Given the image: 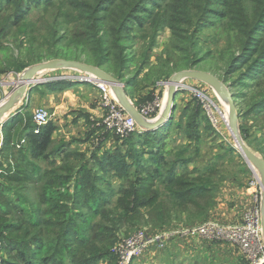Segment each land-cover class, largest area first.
Segmentation results:
<instances>
[{"label": "rangeland", "instance_id": "374dc122", "mask_svg": "<svg viewBox=\"0 0 264 264\" xmlns=\"http://www.w3.org/2000/svg\"><path fill=\"white\" fill-rule=\"evenodd\" d=\"M66 1L73 6L72 8H74L73 4L79 5L82 4L81 2H84V0ZM134 1L135 0H124L125 4L129 6H133ZM195 1L196 0H193V2ZM205 1L210 4L205 7V10L198 11V19L194 22L192 21L189 26L184 27L182 23L184 19L181 12L188 0H145V4L141 5L142 11L137 14L142 16L138 18L140 23H131L127 33L122 34L126 36L124 39L126 46L124 56L127 57V70L124 76L125 78L121 80V83H129L132 79L136 81L135 83L138 84L136 88L129 89L128 87L125 92L131 101L132 98L128 93L135 97L133 104L136 108L137 105L139 106V108H137L139 111L147 110L146 118L149 121L156 120L164 113L168 103V98H164L169 91L168 84L175 74L182 71L210 73L223 82L232 95L238 97L236 100L240 104L245 102L246 105L251 103L254 105V102L264 98V68L260 67L264 66V55L259 53L257 57H254L257 53L249 52L246 54V52L240 48L241 44L239 43L238 46V42L236 41L237 34L239 37H242L244 34L239 31V27L236 26L235 22L238 16V6L241 4L242 0ZM54 2L55 4H61L59 0H54ZM44 4L46 7L39 5L37 8L44 11L43 13H40L39 10H33V12L26 17V23H29V20L35 23L34 27L38 34L44 33V26L47 24L50 25V23L53 22L52 16L54 9L59 7V5L55 8L50 7L46 0ZM86 4L92 3L88 1ZM66 7L69 10L72 9L68 5H66ZM163 8V11L169 14L170 25L166 24V26L159 29L157 32L151 31V17ZM23 9L28 13L29 7L27 5L23 6ZM122 10L123 13L121 14L113 8L110 16L112 18H123L126 12H130L129 9H125L123 2ZM96 12H99L98 9ZM133 12L137 11L133 10ZM216 12L222 14L218 16L215 14ZM6 13L7 12L4 14ZM104 14L105 13H98V15H94L96 21L95 25H89L86 21L80 19L78 21L79 24H77L78 27H74V22L65 25L63 23L64 20L59 19L61 25H59V28H54L55 31H57L59 40L62 41L61 44H65L66 40L74 35H71L72 30L73 33L81 36L83 35L86 39L89 34L93 36L95 29L101 28L103 20H99L102 19ZM223 15L227 17H223ZM141 20L143 23L142 25H140ZM3 27L5 26H2V20L0 19V29ZM184 28L189 30L188 33H183V38L181 40L176 39L173 33L180 34L181 29ZM248 28L249 29H246V31L250 30L251 26H248ZM99 34L104 35V32ZM189 34L193 39L191 40L192 44L186 42ZM112 37H114V35ZM26 38L27 40L25 41L24 38L22 39V37H19V42L17 43L13 38L5 42V48L9 50V55L8 59H4L0 62V77L6 76L7 78V75H13L14 78H16V75H21L27 69L34 66L31 65L22 72L15 71L14 61L21 65L20 60H23L24 63L31 60L30 55L32 53H30V50L33 46L29 44L28 37ZM39 40L41 41V38ZM257 46L254 47L255 52L258 51L261 44ZM38 48L39 43H36L35 49L37 50ZM90 49H92V47L88 48L86 46V49L78 50L76 54H78L79 60L74 61L93 66L91 63H95L96 61L89 57ZM171 57L182 58L184 60L183 64L179 65H185V69L168 75L169 71H164V69H168L166 65ZM112 58L114 59L116 57ZM87 59L90 64L86 62ZM52 60H45L43 62ZM115 61L117 64H121L120 61ZM120 66L122 67V65ZM100 69L114 76L111 73V65L104 66ZM118 70L120 69L118 68ZM138 70H141V72L136 74ZM114 78H116V76H114ZM69 83L80 82L69 81ZM187 85H192L189 87L201 91V93L205 95L204 101L207 103V106H210V108L204 110L211 124L203 122L197 134H193L191 139H187L186 133L184 134L183 130L188 120L193 117L195 110L200 108L199 106L203 108L204 106L202 101L194 95L193 91L187 89ZM239 97L244 101H241ZM162 102L165 108L161 112L160 105ZM153 103H156L158 111L150 117V115L147 114L151 111L150 108H152ZM175 103L176 109L173 122L168 120L159 127L166 128L170 123L172 125L167 135L166 142L164 143V150L162 151L167 160V166H162L160 170L161 173H163L162 177L157 179L152 177L147 170H139L140 167L130 158L126 160L129 165H126L124 171L104 173L101 169L104 165L106 153L125 152L126 148L123 144L128 142V138H119L113 131L109 130L104 125L109 111L106 107L102 106L103 95L99 93V104L103 111L102 115L100 117L93 116L94 119L87 118L86 120H76L75 118L73 122L67 124L63 129L62 134L67 142L63 145L61 143L63 139L57 138L58 140L54 142L49 158L46 159V161L35 163V166L41 169L39 174L43 175L42 180L47 177L48 172H52L48 177H52V174H55L56 176L61 175L63 179H66L52 186V189L59 188L60 191L64 193L70 191L73 194L76 184H81V181L79 182L77 179L78 177H82V175L76 173L80 165H83L84 169L93 171L94 175L91 176V179H95L98 192L89 190L87 194L89 197H93L98 201L96 203L92 202L82 205L79 208L80 210H77L73 216L68 217V214H66L67 212L61 214L52 206V204H60L59 201L56 203L57 200L55 197L57 198L58 196H51L54 199L52 203L47 201L48 198H51L47 195L49 191H45V189L49 190L51 188V186H47V180L39 183V190H35V187L28 189H26L27 187L21 188L17 185L0 181V190L5 195L10 196L12 207L16 206V208H12L11 213H7L9 211L6 207H0V234H9V230L12 229L10 228L11 226L24 227L21 233L13 234L14 239L19 243H24L29 242L26 236L27 233L36 232H32L33 230L27 226L31 222L34 224L41 219L44 221L52 219L56 224L57 221L61 223L65 221V225L62 224L59 225L58 229H53L54 233L47 234L45 245H41L37 250L40 258L55 259L62 264H117L118 255L116 249L122 242L136 232L142 231L148 236H157L163 232L179 231L208 223L209 220H207V215L206 217L195 218L197 217L194 215L196 212L191 211L186 214L179 212L178 205L176 206L177 202L171 200V197H168L171 194L170 186L166 184V179L169 178L170 174H186L188 175V179H197L202 177V173L206 170L210 168L215 169V167L217 169L218 166L220 168L219 174L223 177H228V181H232L234 177H236L239 183L244 182L247 188H251V182L257 176L256 174H258V171L255 174L248 163H246V160L237 147L235 138L228 128V104L223 101L212 86L200 80L185 79L182 81L181 89L176 95ZM25 113H29L32 117V110L26 111ZM260 113L261 115L258 116H263V118L258 117L252 119V121H249L247 124L252 128L264 126V109ZM211 119L216 123L212 122ZM245 123V120L239 119V134L246 146L251 151L255 152L254 149L259 150L263 144L254 137H263L264 130L261 132L255 131L251 140L248 139L245 141L243 138ZM71 124L74 125V127H71ZM214 124H216V126ZM20 128L21 127H18L14 132V138L16 137V139L20 133ZM145 132L147 131H141V129H139L137 134H143ZM135 134L136 133H134L133 136H135ZM73 147H78L73 150L75 153L71 151ZM262 150H264V147ZM69 152L74 154V157H70L73 158L71 159L73 161V166H71L74 169L73 173L59 170L65 163L63 165H58L59 160L64 162V157H66L65 155ZM255 153L263 157L259 152ZM58 154H60V156L57 159ZM140 164L141 167L144 166L145 169H150L149 164L156 166L149 157L141 159ZM69 165H71V163ZM241 166L247 169L248 173H239ZM213 183H216L214 188L216 199L213 205L215 207L218 205V197L222 193L224 187L217 179H214L212 181V184ZM138 186H142L141 192L145 190L148 193L140 195L141 204L136 206L134 214L142 216L146 211V207H142L141 205L146 203L149 198L156 197L157 200H164V202L172 208V217L174 222L177 223L174 224V222H172L167 228L159 230H153L151 227L145 225L128 229L124 222H128L134 214H129L128 216L122 214L123 211L118 207V204L125 189ZM49 193L50 195L52 194L51 192ZM62 196L65 197V194ZM256 196H258V200H262L261 184L257 188ZM105 198H107V201L109 200V203L101 205L100 202L102 203ZM133 201V197L129 198L126 202V207L131 205ZM255 203L254 200L252 206H254ZM67 206L62 205V210L69 211L74 208L73 203L70 201L67 203ZM252 206L247 207L245 212ZM245 212L242 215L243 220L241 224L244 222ZM74 219H76L73 223L76 233H73V236H77L75 237L77 239H72L70 242H62L60 238L57 237L59 232L62 229V231H66L73 226L68 220L74 221ZM109 220L113 221L110 222ZM120 220L123 221V223H121ZM181 222L188 223L189 225L178 228L177 224ZM213 222L217 223L216 221ZM223 225L236 226L240 224ZM82 240L86 241L82 244L79 243ZM25 247L28 248L29 246L26 245ZM33 248L37 249L34 245ZM228 249H232L235 253L231 254L230 252H226ZM158 250L162 251L157 253L158 251L152 248L141 258L137 259L135 264H204L207 260L213 261V258L216 259L215 264H230L231 262L241 260L240 258L244 259L245 262L238 264H261L258 260L261 258L260 254L254 251L251 256L243 252L238 245L224 239H195L187 241L176 239L166 244L165 248ZM168 251H171L173 254L168 256L166 254ZM0 258H4L0 261L1 263L7 259V256H5L2 251L1 245ZM224 259H228L229 261H224ZM206 264L210 263L207 261Z\"/></svg>", "mask_w": 264, "mask_h": 264}, {"label": "trees", "instance_id": "16d2710c", "mask_svg": "<svg viewBox=\"0 0 264 264\" xmlns=\"http://www.w3.org/2000/svg\"><path fill=\"white\" fill-rule=\"evenodd\" d=\"M44 1L45 0H0V19L2 20V26H5L0 29V62L4 59H8L9 50L5 48V42H7L10 38L15 39V42L17 43L19 42V37H22V39L24 38L25 41L27 40L26 37H28L29 44L33 46V48L30 50V53H32L30 55V61L24 63L23 60H20L21 65H19L20 63L14 61L15 71L17 72H22L25 68L31 65L40 64L45 60H79L78 54H76V52L81 49H86L87 46L88 48L92 47V49H90L89 57L93 58L96 61L95 63L91 64L99 68L111 65V73L116 76V78H118L120 82H122L121 80L125 78L124 76L126 75L127 70V57L124 56L126 50L124 39L126 36H123L122 34L127 33V30L129 29V25H131V23H140L138 18H141L142 16H139L137 14L142 11L141 5L145 4V0H135L133 6L125 4L124 0H88L92 4H86V2L88 1L84 0V2H81L82 4H73L74 8H72L73 6L68 4L66 0H59L61 1V4H55L54 0H46L47 4L50 5V7L55 8L58 5L59 7L54 9L52 16L53 22L50 23V25L47 24L44 26V33L38 34L36 28L34 27L35 23L30 22V20L29 23H26V17L27 15L31 14L33 10H39L40 13H43L44 11H41V9L37 8L39 5H42V7H46ZM122 2L125 9H129L130 12H126V15L123 18H112L110 14H112L113 8L119 13H123ZM192 2L193 0H188L181 12V15L184 19L182 22L184 27L189 26L192 21H196L198 19V11L205 10V7L210 4L205 0H196L195 2ZM25 5L29 7L28 13L23 9V6ZM66 5L70 6L74 10L67 9ZM97 9L99 11L98 13H105L104 16H102V19L99 20H103V23L101 24L102 29L96 28L94 31V35L92 36L91 34H89L87 36V39L83 35L81 36L79 34L73 33L72 30L71 35H74L66 40L65 44H61L62 41L59 40L57 31H55L54 28H59V25H61L59 19H63V23L65 25L74 22V27L79 24L78 21L80 19L86 21L89 25H95L96 21L94 19V15H98V13L96 12ZM133 10H136L137 12H133ZM163 10L164 8L160 9L157 14L151 17V31L157 32L159 29L166 26V24L170 25L168 17L169 14ZM5 12L7 13L4 14ZM215 14L219 16L222 13L216 12ZM225 16L226 15H223V17ZM235 22L236 26L239 27V31L244 33L242 37H239L237 34V40H235L238 42V46L240 43V48L245 51L246 54H248L249 52H254L255 54L257 53L254 57H257L259 53L264 55V0H242L241 4L238 6V16L235 19ZM142 24L143 23L141 20L140 25ZM248 26H251V28L250 30L246 31V29H249ZM188 31V29L184 28L181 29L180 34L173 33V35L176 39L181 40L183 38V33H188ZM101 32H104V35L99 34ZM113 35L114 37H112ZM40 38L41 41L39 40ZM191 40L193 39L189 34L186 42L192 44ZM36 43H39V48L37 50L35 49ZM258 44H261V47L257 52H255L254 47H256ZM112 57L116 58L113 59ZM115 60H117L118 62L120 61L121 64H117ZM183 61L184 60L182 58L171 57L170 61L166 65L168 69H164V71H169L168 75H171L175 72L184 70L185 65H179L183 64ZM185 61L189 62L188 60ZM86 62L90 64L88 59ZM120 65H122V67ZM260 67L264 68V66ZM118 68L120 70H118ZM139 72H141V70H138L136 74ZM135 82L136 81H134L133 79L130 80L129 83L126 82L125 91L128 89V87L129 89L136 88L138 84ZM128 95L132 98V101H135V97L133 95H131L130 93H128ZM239 98L241 99V101H244L241 97ZM233 99L239 111H237L239 119L246 121L245 128H243V138L245 141H247L248 139L251 140L255 131L261 132L264 130V126L252 128L247 124L249 121H252V119L258 117L263 118V116L258 115H261L260 112H262L264 109V98L260 101L254 102L256 104H254L255 106L252 105L253 103L246 105L245 102H243L240 104L236 100L238 99L236 95H233ZM199 107L200 108L195 110L193 117L188 120L183 130L184 134L186 133L185 135L187 139H191L193 134H197V131L200 129L203 122H208L209 124H211L209 118L205 114L204 108L202 106ZM137 108H139L138 105ZM175 109L176 103L171 118L169 119L170 122H173L174 120ZM171 126L172 125L170 123L166 128L147 131L143 134L136 133L135 136H130L128 138V142H125L123 144V146L126 148L125 152L119 151L116 153H106L104 165L102 166L101 171L104 173L124 171L126 165H129L126 160L130 158L138 167L141 168H139V170H147V172L152 177H155L157 179L162 177L163 173H161L160 171L161 167L167 166V160L162 151L164 150V143L166 142L167 135L170 132ZM18 127L21 128L20 133L16 139V137L14 138V132ZM3 129L5 134V145L0 154V181L17 185L21 188L27 187L26 189H28L35 187V190H39V183L41 181L47 180V186H51V188L49 190L45 189V191H49L52 193L50 195V193L48 192V197H51L52 195L58 196L57 198L55 197V199L57 200L56 203L59 201V203L61 204H52V206L61 214H65V212H67L66 214H68V217L73 216V214L76 213L77 210H80L79 208L82 205H86L92 202L96 203L98 201L93 197H89V195L87 194L89 190L98 192V187L95 179H91V176L94 175V172L84 169L83 165H80L76 172L78 175H82V177H78L77 181H81V184H76L73 194L70 191L66 193L61 192L59 188L52 189V186L56 185L58 182L66 180L63 179L61 175L56 176L55 174H52V177H48L49 174L52 173L48 172L47 177L42 180L43 175L39 174L41 169L40 167L35 166V163L46 161V159L49 158L50 151L53 148V135L56 131V127L52 122H49L40 130L39 133H36V126L33 122V116L31 117L29 113L20 112L19 114H16L14 117L9 119L4 124ZM254 138L260 141L261 144H263V146L259 150L254 149L255 152H259L264 157V150H262V148L264 147V136H256ZM23 140H25L24 144H22ZM17 146H20V148H18ZM71 151L75 153L73 150ZM72 152H69L65 155L66 157H64L65 160L63 162V164H65L64 166L60 167L59 170L64 172L69 171L73 173L74 169L71 167L73 166V161L71 160L73 158H70L71 156L74 157V154H72ZM144 157H149L156 166H154L153 164H149L150 169H145L144 166L141 167V159H143ZM70 163L71 165H69ZM219 169L220 168L218 166L217 169L216 167L215 169L210 168L202 173V177L197 179H188V175L186 174H170L169 178L166 179V184L170 186L171 194L168 197H171V200L177 202L176 206L178 205L179 212L189 213L193 211L196 212V214L194 215L197 217L195 218L206 217L209 209L213 207L214 200L216 199L214 194L216 183L212 184V181L214 179H217L222 184L228 179V177H223L219 174ZM239 173H248V171L241 166ZM234 180H237V178L234 177ZM141 189L142 186H138L135 188L124 190L123 196L118 204V207L123 211L122 214L128 216L129 214L132 215L135 213L136 206L141 204L140 195L148 193L145 190L141 192ZM63 194H65V197L62 196ZM131 197L134 198V201L131 205L126 207V202ZM107 198L103 199L102 203L100 202V204H108L109 200L107 201ZM47 201H50L52 203L54 202V199L51 197L48 198ZM69 201L73 203L74 208H69V211L62 210V205L67 206V203ZM2 206L8 209L9 212L7 213H11L12 208H16V206L12 207L10 203V196L5 195L0 190V207ZM141 206L146 207V211L142 216H139V214H134L133 217L130 218V215L129 221L124 222L128 229H133L135 227L138 228L140 225H145L147 227H151L153 230H159L167 228L172 224L173 211L172 208L166 202H164V200H157L156 197H152L149 198L148 201ZM68 221L73 224L76 219H74V221ZM109 221L112 222L113 220ZM65 223V221L62 223L57 221L55 224L52 219H48L46 221L41 219L39 220V222L34 224L31 222L27 226L33 230L32 232H36L27 233L26 236L29 242L24 243H19L16 239L13 238V234L21 233L24 227L11 226L10 228L12 229L9 230V234H0V245L2 247L4 255L7 256V259L4 260L3 263L0 262V264H62L55 259L52 260L45 257L40 258L37 250L41 245H45L47 234L54 233V230L58 229L59 225H65ZM121 223H123V221H121ZM62 230L57 236L62 242H70L72 239H77L75 238L77 236H73V233H76L74 224L66 231ZM85 241L86 240H82L79 243L82 244ZM26 245L29 247L26 248ZM33 245L37 249L33 248ZM157 251V253H159V251L162 250ZM226 252H230L231 254L235 253L232 249H228L226 250ZM166 254L170 256L173 253L171 251H168ZM3 259L4 258H0V261ZM240 259L241 260L237 262L231 263L238 264L245 262L244 259ZM212 260L213 261H207L210 264H215L216 259L213 258ZM136 261L137 260H133L132 264H135ZM207 261H205L204 264H206ZM224 261L229 260L224 259Z\"/></svg>", "mask_w": 264, "mask_h": 264}, {"label": "built area", "instance_id": "2783aa9c", "mask_svg": "<svg viewBox=\"0 0 264 264\" xmlns=\"http://www.w3.org/2000/svg\"><path fill=\"white\" fill-rule=\"evenodd\" d=\"M76 72V74L71 72L60 76H41L40 80L42 83L51 82L52 80L91 83L95 85L99 90V93L103 95L102 106L106 107L109 111V114L104 121V125L109 130L113 131L121 139L129 138L134 133H138L139 129L144 131V129L137 124L131 114L120 105L109 85L97 80L96 77L91 75L80 71ZM7 76V78L6 76L0 77V106L7 101L11 92L18 86V81L21 75H16V78H14L13 75ZM187 89L192 90L194 95L202 101L205 110L210 108V106H207V103L204 101L205 95H203L201 91L190 87ZM150 109L151 111L147 115H150L151 117L158 111L156 103H153L152 108ZM139 112L141 116L147 120V110H141ZM49 121L50 115L46 110L38 108L34 111L33 122L36 126L35 132L39 133L40 130L49 123ZM211 121L216 123L213 119H211ZM214 125L216 126V124ZM4 140L5 136L3 125H0V154L4 148ZM17 147L20 148V146ZM260 184V180L258 176H256L251 182V188L257 190ZM255 202V205L245 212L244 222L240 225L224 226L215 222H208L189 229L163 232L157 236H148L142 231L136 232L122 242L116 249L118 255L117 264H132L133 260L141 258L152 248H155L156 250L163 249L166 244L176 239L185 241L195 239H224L238 245L243 252L251 256L254 251L257 252V254L261 255V258L258 260L261 264H263L264 236L262 231V204L261 200H258V196L255 197Z\"/></svg>", "mask_w": 264, "mask_h": 264}, {"label": "crops", "instance_id": "0c3cea01", "mask_svg": "<svg viewBox=\"0 0 264 264\" xmlns=\"http://www.w3.org/2000/svg\"><path fill=\"white\" fill-rule=\"evenodd\" d=\"M71 72L77 73L71 70H55L43 72L42 76H60ZM131 103L133 104V101H131ZM100 107L99 90L95 85L91 83H69V81L52 80L51 82L33 86L30 93H27L26 96L18 102L14 112L7 118L9 120L20 112L30 110H32L33 116L35 109L42 108L49 113V122H52L56 127V131L53 135V145L59 138L63 139L61 143L64 145L67 142L62 134L64 127L73 122L75 118L76 120H86L87 118L94 119L93 116L100 117L103 113ZM71 127H74V125L71 124ZM24 143L25 140H23L22 144ZM76 148L78 147H73V149H71L74 150ZM59 156L60 154L57 155V159ZM60 164L62 165L63 161L59 160L58 165ZM221 185H223L224 188L218 197V205L209 209L207 220H209V222L216 221L222 225L241 224L243 220L242 215L247 207L253 205L257 190L249 187L247 188L244 182L239 183L238 180L234 179L232 181L227 180ZM175 223L177 222H174V224ZM185 225L189 224L185 222L177 224L178 228L184 227Z\"/></svg>", "mask_w": 264, "mask_h": 264}, {"label": "water", "instance_id": "95a60500", "mask_svg": "<svg viewBox=\"0 0 264 264\" xmlns=\"http://www.w3.org/2000/svg\"><path fill=\"white\" fill-rule=\"evenodd\" d=\"M55 70H71V71H80L85 74L96 77L97 80L109 85L113 93L115 94L120 105L125 108L131 116L136 120L137 124L142 127L145 131H153L161 127L166 121L171 118L175 107L176 95L181 89L182 81L185 79H194L200 80L208 83L214 88L216 93L228 104V113H229V125L228 128L231 134L235 137V142L240 152L242 153L244 159L251 167V169L258 173L260 178V183L262 187V231L264 236V158L258 155L257 153L251 151L239 134V117L237 114V108L233 95L230 90L217 79L215 76L206 72L198 71H182L175 74L168 84V103L163 114L154 121L145 120L139 110L131 103V101L126 96L124 90V84L119 80L114 78L112 75L106 73L100 68L84 64L79 61L74 60H52L49 62H43L37 65H34L27 69L24 73L21 74L19 78L18 86L11 92L7 101L0 106V125H3L7 122L8 118L16 109L18 102L22 100L27 93H30L33 86L36 84L42 83L40 77L43 72L55 71Z\"/></svg>", "mask_w": 264, "mask_h": 264}, {"label": "bare ground", "instance_id": "6f19581e", "mask_svg": "<svg viewBox=\"0 0 264 264\" xmlns=\"http://www.w3.org/2000/svg\"><path fill=\"white\" fill-rule=\"evenodd\" d=\"M184 86V85H183ZM187 87H189V86H187ZM164 98H168V93L166 94V96L164 97ZM164 108H165V106L163 107V102L161 103V112L164 110ZM165 111V110H164ZM233 136V135H232ZM234 137V136H233ZM235 138V137H234ZM257 176H258V178H259V180H260V178L261 177H259V175L258 174H256ZM261 181V180H260Z\"/></svg>", "mask_w": 264, "mask_h": 264}]
</instances>
